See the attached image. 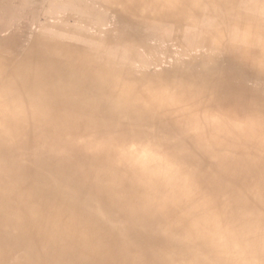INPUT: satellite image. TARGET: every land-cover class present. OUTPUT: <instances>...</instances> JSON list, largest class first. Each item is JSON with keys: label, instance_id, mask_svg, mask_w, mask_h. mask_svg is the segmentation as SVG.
<instances>
[{"label": "bare ground", "instance_id": "obj_1", "mask_svg": "<svg viewBox=\"0 0 264 264\" xmlns=\"http://www.w3.org/2000/svg\"><path fill=\"white\" fill-rule=\"evenodd\" d=\"M0 264H264V0H0Z\"/></svg>", "mask_w": 264, "mask_h": 264}]
</instances>
